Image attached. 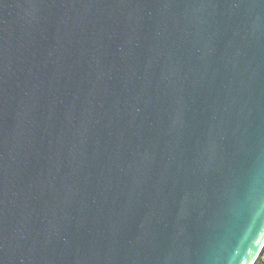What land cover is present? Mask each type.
Here are the masks:
<instances>
[{
  "label": "water",
  "instance_id": "water-1",
  "mask_svg": "<svg viewBox=\"0 0 264 264\" xmlns=\"http://www.w3.org/2000/svg\"><path fill=\"white\" fill-rule=\"evenodd\" d=\"M264 0H0V264H255Z\"/></svg>",
  "mask_w": 264,
  "mask_h": 264
},
{
  "label": "trees",
  "instance_id": "trees-1",
  "mask_svg": "<svg viewBox=\"0 0 264 264\" xmlns=\"http://www.w3.org/2000/svg\"><path fill=\"white\" fill-rule=\"evenodd\" d=\"M255 264H264V249Z\"/></svg>",
  "mask_w": 264,
  "mask_h": 264
}]
</instances>
